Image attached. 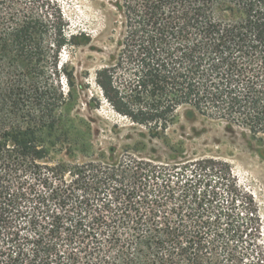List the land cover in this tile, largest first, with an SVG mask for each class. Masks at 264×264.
<instances>
[{
    "label": "trees",
    "instance_id": "trees-1",
    "mask_svg": "<svg viewBox=\"0 0 264 264\" xmlns=\"http://www.w3.org/2000/svg\"><path fill=\"white\" fill-rule=\"evenodd\" d=\"M28 2L0 0V264H263L249 226L199 194L213 178L230 188L226 163L49 159L67 38ZM121 2L124 48L97 73L118 113L154 136L182 108L264 135V0Z\"/></svg>",
    "mask_w": 264,
    "mask_h": 264
},
{
    "label": "rangeland",
    "instance_id": "rangeland-1",
    "mask_svg": "<svg viewBox=\"0 0 264 264\" xmlns=\"http://www.w3.org/2000/svg\"><path fill=\"white\" fill-rule=\"evenodd\" d=\"M38 5L39 14L52 25L54 18L62 20L67 38L60 53L62 71L58 76L50 73L49 103L58 124L52 135L42 136L49 159L113 163L135 155L157 163L200 158L226 163L223 173L230 188L213 178L210 187L206 182L197 185L199 194L217 191L216 205L230 207L233 220L249 226L247 234L252 236L245 240L252 245L251 254H260L264 264V135L253 136L244 127L190 108L180 109L161 135L150 134L118 113L97 83V73L116 67L124 48L127 27L121 0H40ZM113 74L119 83L122 77Z\"/></svg>",
    "mask_w": 264,
    "mask_h": 264
}]
</instances>
